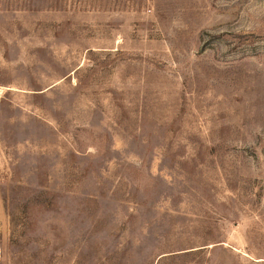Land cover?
<instances>
[{
  "label": "rangeland",
  "instance_id": "rangeland-1",
  "mask_svg": "<svg viewBox=\"0 0 264 264\" xmlns=\"http://www.w3.org/2000/svg\"><path fill=\"white\" fill-rule=\"evenodd\" d=\"M0 264H264V0H0Z\"/></svg>",
  "mask_w": 264,
  "mask_h": 264
}]
</instances>
